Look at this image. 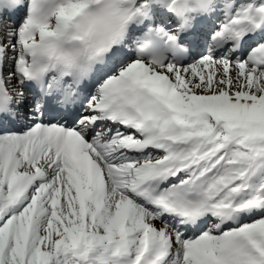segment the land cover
Listing matches in <instances>:
<instances>
[{
	"label": "snow or ice",
	"instance_id": "snow-or-ice-1",
	"mask_svg": "<svg viewBox=\"0 0 264 264\" xmlns=\"http://www.w3.org/2000/svg\"><path fill=\"white\" fill-rule=\"evenodd\" d=\"M0 264H264V0H0Z\"/></svg>",
	"mask_w": 264,
	"mask_h": 264
}]
</instances>
